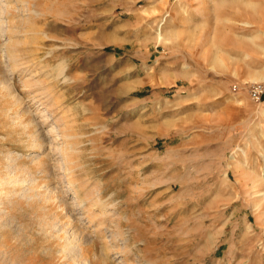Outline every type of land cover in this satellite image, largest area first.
I'll use <instances>...</instances> for the list:
<instances>
[{
  "label": "rangeland",
  "instance_id": "rangeland-1",
  "mask_svg": "<svg viewBox=\"0 0 264 264\" xmlns=\"http://www.w3.org/2000/svg\"><path fill=\"white\" fill-rule=\"evenodd\" d=\"M242 2L0 0V264H264Z\"/></svg>",
  "mask_w": 264,
  "mask_h": 264
},
{
  "label": "built area",
  "instance_id": "built-area-1",
  "mask_svg": "<svg viewBox=\"0 0 264 264\" xmlns=\"http://www.w3.org/2000/svg\"><path fill=\"white\" fill-rule=\"evenodd\" d=\"M250 97L255 102H260L264 97V82L255 84L250 89Z\"/></svg>",
  "mask_w": 264,
  "mask_h": 264
},
{
  "label": "bare ground",
  "instance_id": "bare-ground-1",
  "mask_svg": "<svg viewBox=\"0 0 264 264\" xmlns=\"http://www.w3.org/2000/svg\"><path fill=\"white\" fill-rule=\"evenodd\" d=\"M243 4H246V0H243V2H242ZM246 6H248V5H246ZM230 7L232 8V9H236V7L237 6H231V5H229L228 6V11H230ZM235 19H236V17H231L230 15H228V17L226 18V23H227V25H229V26H231V25H235L236 24V22L237 21H235ZM242 25H244V26H250L251 25V23L250 22H247L246 24L245 23H242ZM11 57V56H10ZM15 57V56H14ZM154 70V69H153ZM152 70V71H153ZM10 183V182H9ZM2 187V186H1ZM0 187V188H1ZM16 188V187H15ZM14 192V191H13ZM11 195V194H10ZM68 236V235H67ZM72 237V236H71ZM70 237V238H71ZM77 237V236H76ZM67 238V237H66ZM69 239V238H68ZM67 239V240H68ZM62 240H63V238H62ZM72 243V242H71ZM69 246H70V244H69ZM74 246H76V245H74ZM68 248V247H67ZM74 249V248H73ZM75 252V251H74ZM65 253V252H64Z\"/></svg>",
  "mask_w": 264,
  "mask_h": 264
}]
</instances>
